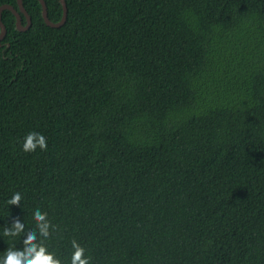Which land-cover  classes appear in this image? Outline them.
I'll return each instance as SVG.
<instances>
[{"label": "trees", "instance_id": "trees-1", "mask_svg": "<svg viewBox=\"0 0 264 264\" xmlns=\"http://www.w3.org/2000/svg\"><path fill=\"white\" fill-rule=\"evenodd\" d=\"M66 1L2 13L0 253L39 206L64 264H264V0Z\"/></svg>", "mask_w": 264, "mask_h": 264}, {"label": "clouds", "instance_id": "clouds-1", "mask_svg": "<svg viewBox=\"0 0 264 264\" xmlns=\"http://www.w3.org/2000/svg\"><path fill=\"white\" fill-rule=\"evenodd\" d=\"M47 148V137L39 129L29 130L23 140L22 148L27 152L34 151L37 147ZM23 193L15 190L7 200L8 205L20 204ZM34 227H26L25 220L20 215H13L11 224L3 228V235L16 237L21 235L22 246L13 241L12 246L0 253V264H64V261L50 250L46 243L55 225L48 219V213L39 206L32 210ZM72 254L69 264H91V258L75 239L72 241Z\"/></svg>", "mask_w": 264, "mask_h": 264}, {"label": "water", "instance_id": "water-1", "mask_svg": "<svg viewBox=\"0 0 264 264\" xmlns=\"http://www.w3.org/2000/svg\"><path fill=\"white\" fill-rule=\"evenodd\" d=\"M18 1V5H19V10L14 7L13 5L10 4H3L0 6V27H1V32H0V41H2L6 34H7V28H6V24L3 21V10L4 9H9L11 10L17 18V28L19 30H27L28 28L31 27L32 25V17L30 15V13L27 11V9L24 6L23 0H17ZM41 4H42V13H43V17L44 20L46 21V23L51 26V27H61L67 20V15H68V5H67V1L66 0H61L62 6H63V16L61 18V20L59 22H53L50 18H49V14H48V6L45 0H40ZM23 13L26 17L27 23L24 24L23 23V17L22 14Z\"/></svg>", "mask_w": 264, "mask_h": 264}, {"label": "flooded vegetation", "instance_id": "flooded-vegetation-1", "mask_svg": "<svg viewBox=\"0 0 264 264\" xmlns=\"http://www.w3.org/2000/svg\"><path fill=\"white\" fill-rule=\"evenodd\" d=\"M27 23V22H26Z\"/></svg>", "mask_w": 264, "mask_h": 264}]
</instances>
